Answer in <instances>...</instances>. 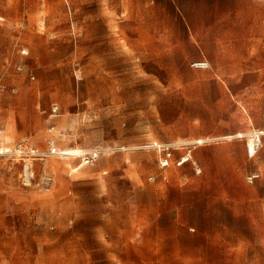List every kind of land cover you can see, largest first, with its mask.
I'll use <instances>...</instances> for the list:
<instances>
[{"label":"rangeland","instance_id":"obj_1","mask_svg":"<svg viewBox=\"0 0 264 264\" xmlns=\"http://www.w3.org/2000/svg\"><path fill=\"white\" fill-rule=\"evenodd\" d=\"M256 127L264 0H0V264H264Z\"/></svg>","mask_w":264,"mask_h":264},{"label":"built area","instance_id":"obj_2","mask_svg":"<svg viewBox=\"0 0 264 264\" xmlns=\"http://www.w3.org/2000/svg\"><path fill=\"white\" fill-rule=\"evenodd\" d=\"M196 68L206 67L207 63L203 61H197L192 64ZM229 138L234 137L236 139L242 140L245 146L246 155L248 157L254 156L261 148L262 142L264 139V127H256L250 128L246 132L243 133H236ZM196 144H199L196 142ZM26 144L24 142H19L16 146L12 149L13 151L19 153L20 151L24 150ZM140 149L143 150H154L157 153V164L160 169H165L169 166L180 167L185 163H189L192 165L193 169L196 172H199V168L196 164V161L192 158L191 149L190 147H184L183 145H177L174 142H159V141H148L144 142L142 145L138 146ZM9 152V149L0 147V154ZM176 152H179L178 155H175ZM51 154H58L61 153L62 155H69L67 154L68 151H55L54 148H50ZM101 149L97 146H94L81 154H79V159L81 165L91 164L93 161L97 159L100 155ZM162 179L165 176L162 174L160 175ZM33 177V171L31 170L30 162H25L22 165L21 170V179L24 183H29ZM259 177V172H252L245 177L246 182L252 183ZM148 179H152V176ZM41 182L44 184H48L50 181V177L47 175H42Z\"/></svg>","mask_w":264,"mask_h":264},{"label":"crops","instance_id":"obj_3","mask_svg":"<svg viewBox=\"0 0 264 264\" xmlns=\"http://www.w3.org/2000/svg\"><path fill=\"white\" fill-rule=\"evenodd\" d=\"M263 142H264V139H263ZM263 142H262V145H263ZM262 147V146H261ZM241 151L243 152V154L245 153L246 154V151H245V146H244V148L243 149H241ZM257 154V153H256ZM255 154V155H256ZM254 155V156H255ZM247 156V155H246ZM254 156H252V157H254ZM248 157V156H247ZM248 158H251V157H248ZM185 164H183L182 166H184ZM182 166H180V167H174V166H169V167H167V168H165V169H162V172H161V175L163 174L164 176H165V178L164 179H162V177H161V179L162 180H165V179H168V175L166 174V170H170V168H182ZM253 172H258L257 170H255V171H253ZM250 174V173H249ZM259 177H260V173H259ZM258 177V178H259ZM257 178V179H258ZM255 181V180H254ZM239 200H246V198L248 197L247 196V192L244 190V189H242V190H240L239 191ZM226 199L228 200V201H230V200H237L234 196H227L226 197Z\"/></svg>","mask_w":264,"mask_h":264},{"label":"bare ground","instance_id":"obj_4","mask_svg":"<svg viewBox=\"0 0 264 264\" xmlns=\"http://www.w3.org/2000/svg\"><path fill=\"white\" fill-rule=\"evenodd\" d=\"M7 138V137H6ZM176 144V143H175ZM49 156V155H48Z\"/></svg>","mask_w":264,"mask_h":264}]
</instances>
